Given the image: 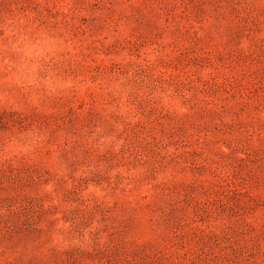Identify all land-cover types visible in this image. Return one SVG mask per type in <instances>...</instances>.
I'll return each mask as SVG.
<instances>
[{
    "label": "rangeland",
    "instance_id": "1",
    "mask_svg": "<svg viewBox=\"0 0 264 264\" xmlns=\"http://www.w3.org/2000/svg\"><path fill=\"white\" fill-rule=\"evenodd\" d=\"M0 264H264V0H0Z\"/></svg>",
    "mask_w": 264,
    "mask_h": 264
}]
</instances>
